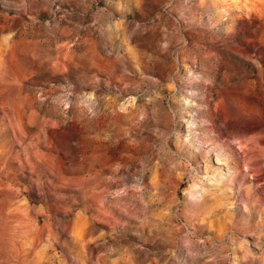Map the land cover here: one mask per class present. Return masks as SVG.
<instances>
[{
	"label": "rangeland",
	"instance_id": "374dc122",
	"mask_svg": "<svg viewBox=\"0 0 264 264\" xmlns=\"http://www.w3.org/2000/svg\"><path fill=\"white\" fill-rule=\"evenodd\" d=\"M0 264H264V0H0Z\"/></svg>",
	"mask_w": 264,
	"mask_h": 264
},
{
	"label": "bare ground",
	"instance_id": "6f19581e",
	"mask_svg": "<svg viewBox=\"0 0 264 264\" xmlns=\"http://www.w3.org/2000/svg\"><path fill=\"white\" fill-rule=\"evenodd\" d=\"M244 163H246L245 165L247 166V167H249V168H252V167H254V168H258L259 167V165H260V163L255 159V157L254 156H252V155H250V154H247L245 157H244ZM241 169V171H242V173H245L244 172V168H243V166L240 168Z\"/></svg>",
	"mask_w": 264,
	"mask_h": 264
}]
</instances>
